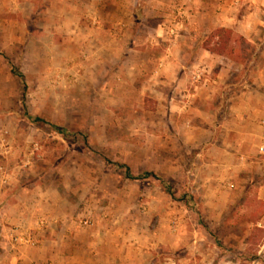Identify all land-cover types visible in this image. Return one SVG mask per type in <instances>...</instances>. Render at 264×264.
I'll use <instances>...</instances> for the list:
<instances>
[{
    "label": "rangeland",
    "instance_id": "1",
    "mask_svg": "<svg viewBox=\"0 0 264 264\" xmlns=\"http://www.w3.org/2000/svg\"><path fill=\"white\" fill-rule=\"evenodd\" d=\"M231 3L239 31L254 5L256 30L214 34L179 1L0 0L4 172L79 235L119 222L136 264H264V4ZM18 245L0 264L41 260Z\"/></svg>",
    "mask_w": 264,
    "mask_h": 264
},
{
    "label": "crops",
    "instance_id": "2",
    "mask_svg": "<svg viewBox=\"0 0 264 264\" xmlns=\"http://www.w3.org/2000/svg\"><path fill=\"white\" fill-rule=\"evenodd\" d=\"M123 1L128 2V0ZM144 1L150 2V5L153 7L156 6V3L165 2V0ZM170 1H179L185 3L186 5L184 12L187 14L186 16L189 17V19L197 16L198 19H200L201 21L203 20V22L211 21L216 26H222L231 30L234 29L236 31H239V29H237V25L235 24L236 22H239V20H237L236 16H234L235 14H233V11L231 9H236V6H233L231 3L232 1L235 2V0H226L230 2L228 6H222L220 3H217L221 0ZM249 1L254 2V0ZM256 1L264 4V0ZM210 2L217 3L218 5L210 8ZM252 7L253 8L250 12H248L247 9L245 10V14L240 16L241 21L246 20L245 26L239 31L245 36H247L249 32L256 30V23L259 19L255 17L254 5ZM225 8L228 9L226 10ZM257 15L260 16L259 14ZM188 28L190 30V27ZM202 51L205 53L207 52L204 49H202ZM170 62L175 64L173 60H171ZM18 178L19 177H17L15 173L11 172L10 174L6 175V184L0 183V204L2 203L0 211H3L1 214L5 216L6 220L10 219L9 222L12 223L13 226L17 225L18 227L24 229H30V231L35 228V231H37L34 232L36 233V235H33L36 241L35 245L26 246L24 244H20L23 247H27V250L30 254L29 256H31L30 260L33 261L32 256H36L41 259L40 261H35L33 263L28 258L27 261L29 263L53 264V261L51 262V258L56 257H58L59 259H63L64 264H136L140 263L143 260L142 257L144 255V251H142V247H140L139 244L135 243L134 241L129 246H125H127V250L133 251L134 253L136 252V250L139 251V256L130 257L122 253V251H124L126 247H121V225L119 222L117 226L111 225V228H109L114 230L112 231V233H110L109 229H106V225L108 226L107 223L105 225V223L98 222V224L95 226L85 227L86 231L89 232V235L87 234L86 237H84L83 235H79L78 231L80 230L76 228L74 222L66 220L61 221L54 218L55 209L52 208L53 203L48 201L44 192L41 191L40 187H29L28 185L26 186L21 185L20 183L18 184ZM3 196H6L8 198L4 201ZM9 228L6 229L7 232L5 231L6 233L4 234V237L0 241V249L2 250L0 256H10L12 258H17L20 256L17 253L19 251V245L13 243L9 238ZM154 232L155 233L151 234V236L153 237V241H156L157 244L159 242H161L162 244L167 243L166 240L159 239L160 237L157 231ZM107 234H110L112 236L117 235L113 242L117 243V247H115V250L121 252L108 254L103 250L104 244L107 243ZM204 234L206 236H209V234L206 232H204ZM69 238H71L72 244L69 242L71 248L67 249L66 247H63L62 240H67ZM77 240H80V243H78L79 241ZM203 240H205L204 237Z\"/></svg>",
    "mask_w": 264,
    "mask_h": 264
},
{
    "label": "built area",
    "instance_id": "3",
    "mask_svg": "<svg viewBox=\"0 0 264 264\" xmlns=\"http://www.w3.org/2000/svg\"><path fill=\"white\" fill-rule=\"evenodd\" d=\"M259 133H258V143L256 144V152L260 155H264V119L259 121ZM28 160L25 161V163ZM6 172L3 170V166L0 164V183L6 184ZM9 238L15 244H24L28 246L35 245L36 241L31 233L30 229H22L20 227L14 226L9 230Z\"/></svg>",
    "mask_w": 264,
    "mask_h": 264
},
{
    "label": "trees",
    "instance_id": "4",
    "mask_svg": "<svg viewBox=\"0 0 264 264\" xmlns=\"http://www.w3.org/2000/svg\"><path fill=\"white\" fill-rule=\"evenodd\" d=\"M220 32H222V34H225V35H228V36H230V34H231L230 29H228V28H223V27L216 28L214 34H219ZM218 41H219L220 43L217 42V43H215V44H216L217 46H220V47L222 48V47H223V44H224V41H222V39H218ZM214 42H215V41H214ZM218 44H220V45H218ZM207 49H208L209 51L213 50V48H211L210 46H208Z\"/></svg>",
    "mask_w": 264,
    "mask_h": 264
}]
</instances>
